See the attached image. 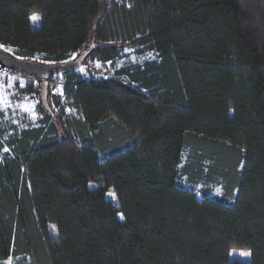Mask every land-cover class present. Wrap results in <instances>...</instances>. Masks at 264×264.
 I'll list each match as a JSON object with an SVG mask.
<instances>
[{
  "label": "trees",
  "instance_id": "1",
  "mask_svg": "<svg viewBox=\"0 0 264 264\" xmlns=\"http://www.w3.org/2000/svg\"><path fill=\"white\" fill-rule=\"evenodd\" d=\"M91 43L62 95L49 78L53 115L39 101L19 127L0 107V261L264 264V0H0V47L17 57ZM128 47L136 62L110 73ZM186 148L222 198L178 183Z\"/></svg>",
  "mask_w": 264,
  "mask_h": 264
},
{
  "label": "rangeland",
  "instance_id": "2",
  "mask_svg": "<svg viewBox=\"0 0 264 264\" xmlns=\"http://www.w3.org/2000/svg\"><path fill=\"white\" fill-rule=\"evenodd\" d=\"M32 23L36 25L37 19H32ZM127 62H136V56L133 54L132 49L129 47L126 48L123 55L116 60V63L114 65L115 68H113L110 73L122 66V64H127ZM92 64L101 67L99 62L93 61ZM80 71H84V69H81ZM91 76L94 75L92 74ZM62 84V75H55L52 78L49 86L50 93L62 95ZM33 87H36L35 78L22 76L15 72H9L5 75L0 76V107L5 113V120L19 127L29 124H36V121L39 118L38 105L40 103V97L35 93L26 92V90H29V88ZM63 101L64 99L62 97V102ZM65 111L67 114H77L76 110L69 105H65ZM192 160L193 157L190 150L188 148L184 149L179 165L180 174L178 183L182 186L194 190L199 195V197H201L202 195H207L213 198H222L224 194L223 181L216 178V176H213L211 180L206 179L205 168H207L209 162L203 160L202 163H198L199 166L203 167V173L200 177H195L192 179L190 177V171L191 169L195 170L198 165ZM108 196L114 199L113 193L111 191L108 193ZM233 198L234 195L227 197L226 200L228 203H232ZM118 215L120 216L121 214ZM19 257L20 262H13L14 259H11V261L5 259L0 261V264H12V262L13 264L28 263V256L19 255ZM229 259H237L243 263H248L250 262V253L248 250L231 249L229 251Z\"/></svg>",
  "mask_w": 264,
  "mask_h": 264
},
{
  "label": "water",
  "instance_id": "3",
  "mask_svg": "<svg viewBox=\"0 0 264 264\" xmlns=\"http://www.w3.org/2000/svg\"><path fill=\"white\" fill-rule=\"evenodd\" d=\"M93 47L94 44L91 43L88 48L79 51L74 58L53 63L17 57L6 48L0 47V67L38 80L41 105L53 115L47 99L49 78L79 69Z\"/></svg>",
  "mask_w": 264,
  "mask_h": 264
},
{
  "label": "built area",
  "instance_id": "4",
  "mask_svg": "<svg viewBox=\"0 0 264 264\" xmlns=\"http://www.w3.org/2000/svg\"><path fill=\"white\" fill-rule=\"evenodd\" d=\"M9 73L8 69H5V68H2L0 67V76L2 75H5ZM106 73V70H105V67H99L98 70H97V75L98 76H102ZM23 76V75H22ZM82 77L85 79V80H88L90 78V75L89 73L87 72H82Z\"/></svg>",
  "mask_w": 264,
  "mask_h": 264
},
{
  "label": "snow or ice",
  "instance_id": "5",
  "mask_svg": "<svg viewBox=\"0 0 264 264\" xmlns=\"http://www.w3.org/2000/svg\"><path fill=\"white\" fill-rule=\"evenodd\" d=\"M38 17L34 14L33 16H32V19L33 20H36Z\"/></svg>",
  "mask_w": 264,
  "mask_h": 264
},
{
  "label": "crops",
  "instance_id": "6",
  "mask_svg": "<svg viewBox=\"0 0 264 264\" xmlns=\"http://www.w3.org/2000/svg\"><path fill=\"white\" fill-rule=\"evenodd\" d=\"M11 259H12V258H8V259H6V260H9V261H11ZM13 262H14V261H13ZM13 262H12V264H13Z\"/></svg>",
  "mask_w": 264,
  "mask_h": 264
}]
</instances>
